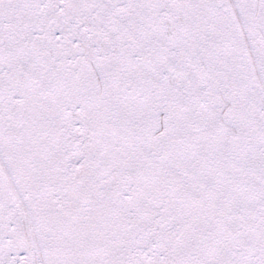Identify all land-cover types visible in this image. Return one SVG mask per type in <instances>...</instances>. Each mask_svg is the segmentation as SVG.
<instances>
[{
    "label": "snow or ice",
    "instance_id": "1",
    "mask_svg": "<svg viewBox=\"0 0 264 264\" xmlns=\"http://www.w3.org/2000/svg\"><path fill=\"white\" fill-rule=\"evenodd\" d=\"M0 264H264V0H0Z\"/></svg>",
    "mask_w": 264,
    "mask_h": 264
}]
</instances>
